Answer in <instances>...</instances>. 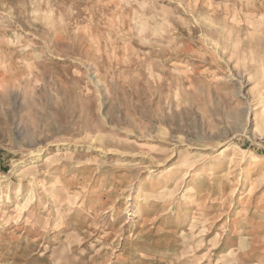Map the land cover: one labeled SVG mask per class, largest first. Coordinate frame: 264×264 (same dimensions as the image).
<instances>
[{
	"label": "rangeland",
	"instance_id": "1",
	"mask_svg": "<svg viewBox=\"0 0 264 264\" xmlns=\"http://www.w3.org/2000/svg\"><path fill=\"white\" fill-rule=\"evenodd\" d=\"M0 264H264V0H0Z\"/></svg>",
	"mask_w": 264,
	"mask_h": 264
}]
</instances>
